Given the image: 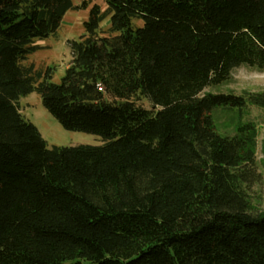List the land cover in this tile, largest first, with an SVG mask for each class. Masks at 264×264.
I'll use <instances>...</instances> for the list:
<instances>
[{
  "label": "trees",
  "instance_id": "obj_1",
  "mask_svg": "<svg viewBox=\"0 0 264 264\" xmlns=\"http://www.w3.org/2000/svg\"><path fill=\"white\" fill-rule=\"evenodd\" d=\"M103 2L55 83L22 62L79 7L0 0V264H264L256 127L222 134L211 114L264 92L202 93L264 70V0ZM31 92L103 143L47 147L17 105Z\"/></svg>",
  "mask_w": 264,
  "mask_h": 264
},
{
  "label": "rangeland",
  "instance_id": "obj_2",
  "mask_svg": "<svg viewBox=\"0 0 264 264\" xmlns=\"http://www.w3.org/2000/svg\"><path fill=\"white\" fill-rule=\"evenodd\" d=\"M76 9H69L64 14L56 32L43 40L35 41L40 49L30 54L23 62L25 66L31 65L34 70L51 68V82H59L64 74L66 65L70 60L67 41L76 40L84 32L83 21L87 19L88 10L97 4L102 11L106 9L103 0H71ZM85 6V7H84ZM82 7V8H81ZM84 7V8H83ZM108 17L101 23L102 28L108 26ZM140 24V21H134ZM234 93L247 95L264 92V70H258L247 65L233 68L227 80L210 85L202 93ZM137 103L147 109L151 104L143 97ZM22 116L31 122L39 131L47 147L76 146L79 144L100 145L103 139L96 135L81 131L67 130L48 113L42 106L40 96L31 92L21 96L17 101ZM216 130L222 134H232L235 127L243 123H253L256 127V169L261 174L260 182L254 184L249 190L250 204L253 211L264 210V108L253 104H246L237 108H216L212 111Z\"/></svg>",
  "mask_w": 264,
  "mask_h": 264
}]
</instances>
